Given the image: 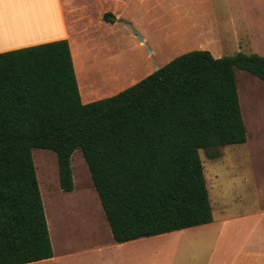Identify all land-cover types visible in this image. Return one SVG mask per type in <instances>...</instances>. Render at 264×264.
Returning a JSON list of instances; mask_svg holds the SVG:
<instances>
[{
  "label": "trees",
  "instance_id": "obj_1",
  "mask_svg": "<svg viewBox=\"0 0 264 264\" xmlns=\"http://www.w3.org/2000/svg\"><path fill=\"white\" fill-rule=\"evenodd\" d=\"M237 70L264 82V57L189 51L84 103L67 39L0 53V264L53 257L36 148L57 155L63 192L82 151L117 243L212 223L201 151L248 140Z\"/></svg>",
  "mask_w": 264,
  "mask_h": 264
},
{
  "label": "rangeland",
  "instance_id": "obj_2",
  "mask_svg": "<svg viewBox=\"0 0 264 264\" xmlns=\"http://www.w3.org/2000/svg\"><path fill=\"white\" fill-rule=\"evenodd\" d=\"M83 8L80 31L91 33L93 40L85 41L80 33L74 42L82 53L75 52L78 77L85 89L93 88L98 77L108 82L91 91L94 101L189 51L206 50L216 58L238 52L264 57V0H85ZM238 17L247 26L240 43L232 31ZM94 64H100L98 73ZM236 77L248 140L220 148L221 156L214 160L201 151L214 223L144 239L142 264H228L242 245L243 234L233 227H256L255 234L264 238V82L242 70ZM33 158L50 211L53 196L63 193L57 155L36 148ZM71 167L72 204L83 216L90 204L84 195L97 191L80 149L74 151ZM224 217L231 219L226 223Z\"/></svg>",
  "mask_w": 264,
  "mask_h": 264
},
{
  "label": "crops",
  "instance_id": "obj_3",
  "mask_svg": "<svg viewBox=\"0 0 264 264\" xmlns=\"http://www.w3.org/2000/svg\"><path fill=\"white\" fill-rule=\"evenodd\" d=\"M84 1L0 0V53L67 39L70 43L81 99L84 103H89L94 101L91 91L108 85V82L98 77L93 81V88L85 89L78 77L75 52H81L74 48V42L76 43L80 33L85 41L93 40L91 33L80 31V23L83 21L82 11L85 10ZM246 27L245 20L238 17L232 29L238 43L244 40L243 30H246ZM99 66L100 64H94L91 68L98 73ZM121 90L123 89L102 98L112 96ZM53 197L55 198L50 211L44 205L53 257L26 264H142L141 243L144 239L153 237L124 243L115 242L98 193L91 192L84 195L89 197L90 204L85 210L87 214L83 216L72 204L73 197H76L74 193H57ZM247 217L248 214L242 218ZM230 219V217H224L222 220L227 223ZM255 228L233 227L243 234L240 238L242 245L235 249L232 257L227 261L228 264H264V247H257L264 243H262L264 238L255 234Z\"/></svg>",
  "mask_w": 264,
  "mask_h": 264
}]
</instances>
